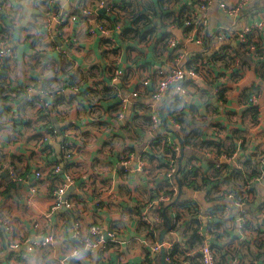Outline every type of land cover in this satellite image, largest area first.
Listing matches in <instances>:
<instances>
[{"label":"clouds","instance_id":"9594fccd","mask_svg":"<svg viewBox=\"0 0 264 264\" xmlns=\"http://www.w3.org/2000/svg\"><path fill=\"white\" fill-rule=\"evenodd\" d=\"M188 2L191 3V0ZM254 2L243 0L233 9V4L238 0L221 3L209 0L207 8L203 9L206 15L197 24V27L202 24L201 35L206 33L210 38L207 47L210 49L214 44L219 50L225 41L230 42L233 32L243 23L242 20L237 23L238 17ZM76 3L77 0H63L62 4L60 0H5L0 5V16L6 19L5 35L0 38V58H3L0 59V73L5 72L7 60V82L11 89L16 90L7 101L13 106L12 113L0 120V149L18 156L16 149L23 145V140L18 143L11 141L22 130L14 126L13 121L27 120L32 115L31 112L27 116L17 113L14 107L15 101L20 98L16 92L25 84L29 97L45 101V116L56 105L59 111L69 115L61 119L53 111L51 114L54 118L60 119L62 125L77 124V127L64 133L67 144L64 159L68 161L65 167L69 169L65 174H61L60 167L52 163L61 159L57 151L61 136L49 131L51 124L47 128L44 123L37 125L44 133L43 145H51L52 154L33 161L18 181L26 193L24 198L18 200L21 211L24 207L28 208L24 218L21 220L17 211L5 209L0 212V257L18 255L20 264H101L102 259L106 261L114 252H103L104 234L108 232L109 222L120 220L122 213L124 222H128V213L124 212L123 207L118 211L111 210L127 199L122 197L125 184L117 175L118 167L123 166L129 170L126 180L129 189L134 192L142 186L145 190L143 211L147 213L146 219L151 217L160 224L161 204L166 208L179 206L187 209L191 206V214L186 221L189 225L188 236L181 235L185 231L183 224L179 232L171 235L185 249L181 257L184 264H193L200 253L204 255L205 264H211L209 250L218 235L222 237L218 241L220 244L227 243L232 237L246 238L244 227L255 209L244 198V193L255 192L258 199H264V194L258 191L264 187V165L257 169V175L248 173L244 176L247 185L238 177L230 178L228 168L219 169L218 178L211 182H206V178L201 179L198 172L194 182L183 183L177 174L180 165L176 161H172L171 171H152V165L157 164L164 154L152 152L150 145L157 137L171 136L173 130L180 132L183 129L188 133L199 129L204 132L219 125L223 131L218 139L201 136L199 142L201 146L214 141L225 142L229 150L217 153L216 159L238 169L240 165L237 161L250 156L255 145L246 144L244 139H233L229 144L233 124L229 122L227 113L236 111L231 120L237 121L235 126L244 132L249 127V119L239 122L241 113L249 112L252 105L234 106L230 96L227 100L219 99L217 85L211 84V79L219 71L223 75L217 84H223L232 74L229 69L213 67L209 69L206 79L192 67L189 53L206 47L203 39L196 38V28L191 29L187 38L183 35L184 27L169 24L155 31L151 42H142L139 38L117 41L118 59L107 67L106 61L101 58L107 54L97 50L93 40L81 37L75 42L67 40L63 48H54L56 35L61 31H71L62 23L65 7H75ZM258 7L261 15L252 23L264 17V0ZM90 11H93L91 7L82 10L84 15ZM212 13L215 16L209 18ZM149 18L155 25V18L151 15ZM74 21L75 18L73 27ZM257 27L264 25L257 24ZM229 28L232 31H228ZM116 31L118 33L120 29ZM167 33H171V37L167 39V48L161 50L157 41L163 42ZM73 43L82 50H72L73 56L69 58L67 53ZM113 51L116 52L117 47ZM129 55L131 58H127ZM99 86H103L106 92L110 89L111 95L98 94L96 88ZM72 97L71 103L65 106L63 101ZM4 103L0 100V105ZM136 104L143 105V108L135 110ZM212 109L216 111L210 119ZM76 112L81 114L79 121L72 119L71 114ZM141 120L144 123L135 128V135L129 133L131 124ZM259 127H264V124ZM34 134L31 131L28 133L29 136ZM180 142L177 140V144ZM141 146L149 154L147 158L140 157ZM107 147H112L111 156L105 151ZM27 150L29 153L40 152L41 146L29 143ZM191 150L190 147L185 149ZM176 152L179 157V147ZM125 154L127 159L121 162L120 157ZM45 159L48 164H45ZM211 159L212 156L205 155L201 171ZM149 160L152 164H149ZM10 163V160L0 162V172H11ZM44 168L47 171L40 176V181H44L41 187L33 174L40 175L37 170ZM73 168L80 171L71 174ZM146 168L148 171H145ZM149 172L152 174L149 175ZM49 173L52 176L46 180ZM158 184L169 187L172 194L165 195ZM69 189L85 199L65 200ZM109 201V204L105 203ZM3 203L4 198H0V205ZM85 204L88 208L86 217L81 214L82 207L78 208V205ZM213 209L222 211L212 215ZM192 228H198L197 237L203 238L202 246L188 247L186 241L192 235ZM159 247H170L167 238L165 244Z\"/></svg>","mask_w":264,"mask_h":264},{"label":"crops","instance_id":"0c3cea01","mask_svg":"<svg viewBox=\"0 0 264 264\" xmlns=\"http://www.w3.org/2000/svg\"><path fill=\"white\" fill-rule=\"evenodd\" d=\"M219 1L220 0H217V3H219ZM239 1L240 0H238V2ZM4 2L5 0H0V5ZM60 2L62 4L63 0H60ZM102 2H104L103 7H96L97 5H102ZM260 2H262V0H255L250 8L241 12L237 23H240L241 20L243 23L233 32L231 41H225L220 45L219 50H217L214 44L211 45L210 49L207 47L210 39L207 37V41L205 42L206 47L204 49H196L189 53L192 66L199 69L200 74L204 75L206 79L209 75V69L213 67H223L231 71L232 74L223 84H217L218 79L223 75V73L219 71H217L211 79V84L217 85L216 90L219 93V99L227 100L230 96L234 106H238L239 104L252 105L249 112L241 113L242 119L239 122L242 123L243 119H249V127L244 132H241V130L235 126L237 121L231 120V117L236 115V111H229L227 113L229 122L233 124V128L230 130L231 136L228 138L229 144H231L233 139H244L246 144L255 145L250 156L241 158L244 162L243 168L233 169L232 166L223 164V168L229 169L230 178L238 177L244 181L245 185H247V180H244V176L248 173H255V171L257 173V169L262 166L259 155H262L264 158V127H259L264 124V56L261 59L254 57V55L247 50L246 46L248 45H246L242 39V34L245 30L248 27H253L252 33L249 35L250 45H256L258 49L264 52V27H257V24L264 25V17H261L256 23H252L253 20H256L257 16L261 15V9L258 7ZM236 4L237 3H234L233 5ZM89 7H91L93 11H90L88 17L84 19L82 10H87ZM103 8H105V10L101 11ZM197 8L194 0H191V3H189L188 0H77L75 7L72 5H67L65 7V15H78L80 19L74 21L75 27H73L72 20L62 21L71 31L59 32L55 37L53 47L63 48L67 40L75 42L81 37L85 40H93L95 41L97 50L107 54L101 57L106 61L105 67H107L108 64H115L118 59L117 41L127 42L139 38L142 42L144 40L151 42L152 34L155 31L167 27L169 24H172L175 19L181 20L184 17H192L197 11ZM203 13L205 14L204 11ZM150 15L152 18H155V25H152V19L149 18ZM214 16L215 13H212L209 18ZM97 22L101 23L102 27H100ZM216 22L219 23L220 21L217 19ZM5 24V17L0 16V38H3L5 35ZM150 25L152 27L149 29ZM176 27L185 28L183 34L185 38L191 33L192 28H186L182 24ZM117 28L120 29L118 33L116 31ZM92 29H94V33L91 32ZM146 29L149 30L145 31ZM228 31H232V29L229 28ZM104 33L108 35H103ZM169 37H171V33L164 34L163 42L157 41L161 50L167 48V39ZM114 47H117L116 52L113 51ZM72 50L79 52L82 50V47L77 48L73 43L67 53L69 58L73 56ZM236 55L239 56V63L237 62ZM198 57L200 58L198 59ZM127 58H131L130 55ZM65 67H68V65H65ZM133 75L136 74L133 73ZM13 91L16 90L11 89L7 82V60H5V72L0 73V100L5 101V98L10 97ZM21 92L25 94L20 95ZM96 92L101 95H111V90L109 89L106 92L103 86L97 87ZM233 92H236L237 95H231ZM26 93L27 84L23 85L21 89L16 92V95L20 98L15 101L14 105L17 113H24L26 116L29 112L32 113L31 116H28L27 120L17 119L13 121L14 126H19L22 129L18 137L11 141L12 143H18L20 140H23V145L16 149L19 155H10L8 152L0 149V162L9 160L11 162V172L7 170L0 172V198H4V203L0 205V212L5 209L20 212L19 218L21 220L24 218V214L28 212V208L24 207L21 211L18 207V200L26 196V193L23 191V185L19 184L18 181L20 177L24 176L29 170L33 161L40 160L42 157L52 154L51 145H43L44 133L40 132L37 125L44 123L45 128H47V126L51 124L52 128L49 131L55 132L61 136L59 142L60 146L57 149L61 159L52 161L53 164L60 167L61 174L69 172V169L65 167L68 161L64 159L66 156V140L64 138V133L77 127L75 123L62 125L60 119L52 116L51 113L53 111L56 112V117L61 119L69 115V113L59 111L56 105H54L52 109L49 110L48 115L45 116L43 114L45 112L43 107L45 101L36 97H29ZM253 96L256 97L255 100H252ZM142 98L143 94L140 96V99ZM72 99H74V97L64 100L63 104L65 106L69 105ZM5 103L3 105L7 106L9 110L2 107L3 105H0V120L10 115L13 111V106L9 105L7 102ZM141 108H143V105L136 104L135 110ZM215 111V109L210 111V119ZM80 115L79 112L71 114L72 119L75 121H79ZM143 123L144 121L141 120L131 124L128 128V132L135 135V128L142 126ZM29 131L35 134L29 136ZM221 131H223V128L216 125L211 129H205L204 132H201L199 129H193L191 132L186 133L181 129L180 132L175 131L171 133V137L175 143H177V140L181 141L178 144L180 146V155L177 157V165H180L177 174L180 176L181 182L185 183L182 180L183 173L181 170L179 171V169L182 165V170L184 172L185 166L188 163H193V171L196 174V179L198 172L201 179L206 178V182H211L218 178V170L215 168V165L218 163L216 154L220 151L229 150L228 146L223 141L219 143L214 141L212 144H204L201 146L200 142H197V140H200L201 136L209 139L216 137L218 139ZM188 135H190V139ZM89 139H91V137ZM29 143H35L41 146V151H31L29 153L27 150ZM150 147L152 152H163L164 154L157 164L152 165V171H167L168 147L165 143V137H157L151 142ZM189 147L192 150L185 151V149ZM196 149L200 150L197 152ZM105 151L111 156L112 147H107ZM206 154L212 156V159L207 162V166L201 171V164L204 162ZM139 155L147 158L149 154L145 153L144 147L141 146ZM126 158V154L121 155L120 161L123 162ZM44 162L48 164L46 159ZM95 163L102 164L103 162L96 161ZM149 164H152L151 160H149ZM255 166L256 169L254 168ZM37 171L44 173L47 171V168L38 169ZM70 171L71 174H77L80 169L73 168ZM128 171L129 170H126L123 166L117 169V175L125 184L122 197H127V199L124 200L123 204H116L114 208L111 209L112 211H118L123 207L124 212L128 213V222H124L123 213L120 220L109 222L108 237L105 236L106 247H103V252H108L110 250H114V252L106 258V261L102 259L101 264H157V262L162 264V251L160 250L158 253H153L152 247L156 242L160 241L162 230L168 227L167 220L165 219L162 224L157 225L153 233H149L147 225L142 223L139 218L140 209L144 205L145 190L142 186L138 187L134 192L129 189L126 184ZM145 171H148V169L146 168ZM151 174L152 172H149V175ZM33 175L36 177L37 181H40V178L35 173ZM51 176L52 174L49 173V176L45 179H50ZM235 182L236 180L233 179V183ZM40 183L41 187H43L44 181H40ZM158 187L165 193L171 190L169 187H165L164 184H158ZM97 191H99V189H97ZM258 191L264 194V187L260 188ZM13 197L17 199H13ZM66 197L71 201H83L85 199L84 196H78L73 189L68 190ZM244 198L252 208L255 209L244 227L247 236L242 240L239 237H232L224 244L218 243V241L222 239L221 236L218 235L216 237V240L212 242V247L217 251L220 264H264V199H258L255 192H245ZM105 203L109 204L110 201ZM81 207V214L86 217L88 213L87 205H78V208ZM129 209L131 211H129ZM48 211L50 212L51 208H49ZM218 211H222V209H213L212 215H215ZM174 213H176V223L171 217V214ZM190 214L191 206L187 209L179 206L172 207L169 211L172 227L163 237L164 243L167 238V243L173 244L171 248L172 252H175V255L180 258L184 255L185 249L171 234L173 232H179L180 226L183 224L185 231L181 233V235L188 236L187 229L189 225L186 221ZM195 230L197 234L199 231L198 228H192L191 231L193 233ZM186 243L189 248L197 244L200 246L203 245V241L200 243L199 240H194L191 236ZM164 249L166 252L170 251L169 248L164 247ZM195 261H197V259ZM0 264H20V258L18 255H6L0 257Z\"/></svg>","mask_w":264,"mask_h":264},{"label":"built area","instance_id":"2783aa9c","mask_svg":"<svg viewBox=\"0 0 264 264\" xmlns=\"http://www.w3.org/2000/svg\"><path fill=\"white\" fill-rule=\"evenodd\" d=\"M194 2L196 3V6L198 7L197 11L194 13V15L192 17H184L181 20L175 19L172 24L175 25V26L182 24L186 28H196L197 29V31H196L197 39H203L206 42L207 41V34L205 33L202 36L201 35V31H200V27H202V24H201L200 27H197V24L205 16V14L203 13V9L207 8L209 0H194ZM221 2H226V0H220L219 3H221ZM242 2H243V0H240L236 5H233V9L235 7H238L239 3H242ZM103 4H104V2H102V5ZM94 13H95V11H94ZM88 14H89V12H88ZM88 14L84 15V19L88 17ZM73 18H75V21H78L80 19V17L78 15H65L64 18H62V21L63 22H65L67 20L68 21H70V20L73 21ZM97 23H98V25L100 27H102L101 23H99V22H97ZM189 25H190V27H187ZM252 30H253V27H248L245 30V32L242 34V39H243L244 43L246 45H248V46H246L247 50L250 51L254 55V57H256L258 59H261L264 56V52L262 50L258 49V47L256 45H250L249 35L252 33ZM91 32L94 33L95 32L94 29H92ZM236 56H237V62L239 63V56L238 55H236ZM1 59H3V58H1ZM193 68L200 73L199 69H197L196 67H193ZM255 99H256V97L253 96L252 100H255ZM172 132H175V131L173 130ZM165 143H166V145L168 147V155H167V157H168V161H167L168 170L167 171H171V168L173 166L172 165V161H176V164H177V152H176V149H177V147H179V149H180V146L177 143L174 142V140H173V138L171 136H168L167 138H165ZM66 147H67V144H66ZM199 150L200 149H196L197 152ZM65 153L67 154L66 149H65ZM140 157L142 159L145 158L144 156H140ZM259 158L262 161V165H264V158L262 157V155H259ZM126 159L124 161H126ZM237 164L240 165L239 168H243L244 162H243V160H238ZM193 168H194L193 163H188L185 166V169H184V172H183V170H182L183 168H182V165H181L179 171L181 170V172L183 173L182 174L183 175V179L182 180L185 183H188L189 181H195L196 180V174L193 171ZM215 168L217 170H219V169L223 168V164L218 161V163L215 165ZM126 170H128V169H126ZM39 173H40V175H37V176L40 178V176H42L43 173H41L40 171H39ZM171 194H172L171 190H169V191H167V193H165V195H168V196H170ZM65 200H69V199H67V197L65 196ZM69 201L71 202V200H69ZM143 207H144V205L140 209L139 218L142 221V223L147 225L149 233H153L154 230H155V227L157 225L162 224L164 222L165 218H164V215H163V211H164V209L166 207L163 204H161V206H160V217H161V220H162V222L160 224H157L155 222V220H153L151 217H148L146 219L147 213H145L143 211ZM211 214H212V212H211ZM263 216H264V213H263ZM171 217L174 219V222L176 223V213L171 214ZM164 244L165 243L163 241L162 242H160V241L156 242L155 245L152 247V252L153 253L160 252V250H162V248H164V247H159V246L164 245ZM168 244L170 245V247H167V248H169L170 251L166 252V250H165V252H166V255H165L166 263H168V264H184L183 260L180 257H178L177 255H175L174 252H172L171 248H172L173 244L172 243H168ZM104 247H106L105 244H104ZM209 251H210V255H211V264H220L219 259H218L217 251L212 246H211ZM157 264H160V263L157 262ZM193 264H205V259H204L203 253L199 254V258L197 259V261H194Z\"/></svg>","mask_w":264,"mask_h":264},{"label":"trees","instance_id":"16d2710c","mask_svg":"<svg viewBox=\"0 0 264 264\" xmlns=\"http://www.w3.org/2000/svg\"><path fill=\"white\" fill-rule=\"evenodd\" d=\"M8 98H9V97H6L4 102H7V101H8ZM5 104H6V103H5ZM2 107H4V108H6L7 110H9V108H8L7 106H4V105H3ZM188 138L190 139V135H188ZM197 142H199V140H197ZM188 143H191V142H188ZM254 168L256 169V166H255ZM251 174H257V173H256V171H255V173H251ZM192 182H194V181H189L188 183H192ZM170 209H171V207H169V208H165L164 211H163V215H164V217H165L166 220H167V218H169V211H170ZM191 238L194 239V240H197V241L199 240L200 243H202V241H203V238H198V237H197L196 230L193 231V233H192V235H191ZM174 253H175V252H174Z\"/></svg>","mask_w":264,"mask_h":264},{"label":"water","instance_id":"95a60500","mask_svg":"<svg viewBox=\"0 0 264 264\" xmlns=\"http://www.w3.org/2000/svg\"><path fill=\"white\" fill-rule=\"evenodd\" d=\"M104 10H105V8H103L101 11H104ZM167 224H168V227H167L166 229H163L162 232H161L160 242L163 241V237H164L165 234L168 232V230L171 229V227H172V224H171V220H170V218H167ZM104 235L108 237V232L105 233ZM161 251H162V252H161V261H162V264H168V263H166V261H165V255H166L165 249L162 248Z\"/></svg>","mask_w":264,"mask_h":264}]
</instances>
